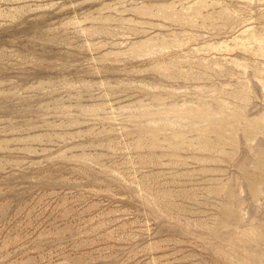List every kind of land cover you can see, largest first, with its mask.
I'll return each instance as SVG.
<instances>
[{
	"label": "rangeland",
	"instance_id": "obj_1",
	"mask_svg": "<svg viewBox=\"0 0 264 264\" xmlns=\"http://www.w3.org/2000/svg\"><path fill=\"white\" fill-rule=\"evenodd\" d=\"M0 264H264V0H0Z\"/></svg>",
	"mask_w": 264,
	"mask_h": 264
}]
</instances>
